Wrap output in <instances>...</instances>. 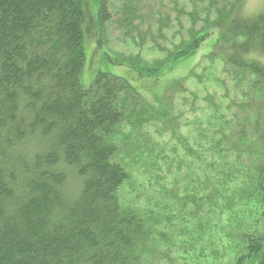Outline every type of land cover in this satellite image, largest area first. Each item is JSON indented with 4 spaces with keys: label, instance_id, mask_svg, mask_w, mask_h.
<instances>
[{
    "label": "trees",
    "instance_id": "obj_1",
    "mask_svg": "<svg viewBox=\"0 0 264 264\" xmlns=\"http://www.w3.org/2000/svg\"><path fill=\"white\" fill-rule=\"evenodd\" d=\"M153 1L147 17L138 14L150 0L122 6L128 27L148 20L140 42L171 44L161 48L164 61L196 47L204 32V41L216 37L201 60L208 63L186 77L198 89L176 84L195 117L185 123L194 140L191 129L178 136L181 154L113 142L133 117L137 129L152 121L173 128L182 114L148 110L142 122L137 94L111 74L80 85L83 36L91 35L83 0H0V264H179L176 249L204 239V264H231L216 243L239 229L248 245L233 264H264V7L249 14L247 0ZM99 7L100 20L110 21L103 0ZM166 155L186 169L174 214L160 164ZM122 163L147 174L141 195L124 203L119 189L131 175ZM138 199L147 208L136 207ZM194 221L206 226L200 241L192 239Z\"/></svg>",
    "mask_w": 264,
    "mask_h": 264
},
{
    "label": "rangeland",
    "instance_id": "obj_2",
    "mask_svg": "<svg viewBox=\"0 0 264 264\" xmlns=\"http://www.w3.org/2000/svg\"><path fill=\"white\" fill-rule=\"evenodd\" d=\"M104 6H106L108 13L110 14L111 20L106 21L100 20L99 10H100V0H83L84 10L88 12L90 18L88 29L91 30V35L85 33L83 36V52L84 67L81 71L80 85L84 89L90 86L98 74H111L118 78H123L130 87L137 94L134 99L137 107L143 112H137V114H143L141 121L144 122L147 118H150L151 112L158 113L160 109H168L171 117L176 115L178 111L181 113V117H177L175 122H172L173 128L165 126L159 121H155L152 124H144L142 128L137 129L136 127V117H133V124H125L121 128L122 136H113V142L119 144L120 139H125L126 146H134L132 152H142L146 149L154 153H158L161 149L170 153L169 150L178 149V153L181 149L178 144V136L186 135L189 129L192 130L191 136L196 137L193 133V127H187L185 125L188 121H193L195 119L194 115L190 112L191 102H187V105H183L182 97L189 100V94H182L181 92H176V84L179 80L185 79V88L188 89L190 94L194 93L198 87L196 86L195 80L192 78H186L188 72L197 65L204 57H207L209 53L213 50V44L216 41V37H210L204 41L209 33L204 32L200 37L194 42H197L196 47L192 45L188 49L183 51H178L174 56L168 60L164 61L165 53L161 51V48L171 49V44L169 42L162 43L161 41L154 40V43L150 41V38H146V42H143L139 35L143 33L144 26L146 25V19L142 20L143 25H140V21L132 20L129 27L127 26V14L123 11V4L125 0H103ZM167 3L168 0H165ZM141 5V3H139ZM146 7H140L141 10L138 16L147 17L149 9L154 6V1L150 0ZM264 7V0H247L246 11L248 13H257ZM149 19V18H148ZM150 20V19H149ZM151 22V20H150ZM193 44V43H192ZM262 65H264V57L260 60ZM164 62V63H163ZM162 63L160 66L157 64ZM207 61H201L200 66L206 65ZM199 72V67L197 68ZM221 75V73H220ZM163 96L162 100L161 97ZM169 96L168 98H165ZM161 100V104L158 102ZM200 105L203 102H199ZM126 107L131 108L128 105V101L124 104ZM162 129V134L157 133V129ZM172 131L175 132L176 136L172 135ZM189 142V137H188ZM127 147V148H128ZM130 152V151H127ZM173 157V156H172ZM166 155L165 163L161 162L164 170L163 180L167 183L168 194H171L172 199L169 197L166 200L168 206H170L171 213H176L181 206L179 200L183 197V191L186 187L185 175L186 169L183 167L177 168L176 161ZM176 158V157H175ZM122 159V155H121ZM124 159V158H123ZM122 159V160H123ZM132 163L134 159H131ZM178 161V160H177ZM121 163V162H120ZM140 164H136L134 168L139 169ZM126 171L130 173L131 177L124 181V184L119 189V194L121 202L129 201L132 197L134 199V194L138 193L141 195L138 183L143 182L144 176L143 169L141 170V175H137L136 171H131V169L125 165ZM162 168V167H161ZM144 176V177H143ZM144 183V182H143ZM139 186V187H138ZM166 189V191H167ZM132 192H134L132 194ZM131 200V201H132ZM130 201V202H131ZM142 199L136 201V207L140 209L147 206L146 202ZM147 208V207H146ZM183 214V212H182ZM188 218V217H187ZM199 224V225H198ZM193 222L192 239L196 238V241L203 239L206 226L200 221ZM215 234H218L215 233ZM234 234L236 236L229 241H217L219 248L226 246V252L230 254L233 260L238 263L239 260L244 256L245 247L248 245V240L244 237L245 231L243 229L237 230ZM219 235V234H218ZM199 238V239H197ZM185 248H177L175 255L180 260L179 264H194L195 259L201 255L200 264L205 263L206 254L208 248L206 246V239L194 243V246H189L187 241H184ZM247 259H243L240 264H250ZM196 262H199L196 259Z\"/></svg>",
    "mask_w": 264,
    "mask_h": 264
}]
</instances>
